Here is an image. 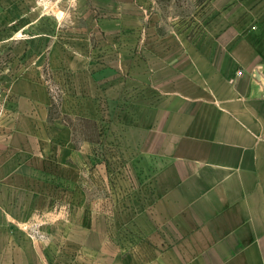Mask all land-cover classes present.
Wrapping results in <instances>:
<instances>
[{
	"label": "crops",
	"instance_id": "crops-1",
	"mask_svg": "<svg viewBox=\"0 0 264 264\" xmlns=\"http://www.w3.org/2000/svg\"><path fill=\"white\" fill-rule=\"evenodd\" d=\"M82 1L95 12L67 29L50 0H0V264L51 260L19 232L33 213L58 214L42 222L90 264H264L260 5L198 38L147 28L146 0L132 22L113 0ZM115 148L138 180L125 204L101 188ZM119 211L109 240L94 214Z\"/></svg>",
	"mask_w": 264,
	"mask_h": 264
},
{
	"label": "rangeland",
	"instance_id": "rangeland-1",
	"mask_svg": "<svg viewBox=\"0 0 264 264\" xmlns=\"http://www.w3.org/2000/svg\"><path fill=\"white\" fill-rule=\"evenodd\" d=\"M125 1L129 2V7L122 5V0H113L115 7L114 11L115 13H121L123 10L124 12L128 10L131 15L130 22H132L131 20L138 16V0ZM263 1L264 0H146V27L158 28L165 32L171 29L184 31L188 23L193 29L194 36L199 38L206 30L211 31L212 28L209 29V26H214V29L219 27L220 30H227L235 24H243L244 22L241 20L248 18V15L254 12L258 5H260V8L264 11V6L263 4L261 5ZM50 2L52 3L45 7V12H49L51 15L60 14L62 17L61 23L63 27L67 29L72 27L75 17L79 19L80 15L85 16L87 13H92L94 10L93 7H89L87 1L84 3L82 0H50ZM97 11L99 13L101 12L98 8ZM78 22L79 26L84 29L85 22L83 19H79ZM51 87L53 95L56 96L60 92V88L56 85H52ZM105 155V150L99 152V157H104ZM109 155H112V157L110 156L111 177L108 182L102 183L103 185L101 188L109 189V191L112 190L115 197L122 200L120 204H125L127 194L133 196L137 193L138 180H133L132 177L129 178L124 175L129 172L125 167L124 170L122 169L123 164H125L127 160L124 158L121 149L115 148L112 152H108V156ZM123 175L125 177H123ZM89 199V197H85L84 201L88 203ZM131 200L132 197H130V202ZM123 213L125 212H98L94 214L98 215V221L107 224L108 229L106 230V236L109 240H112V237L117 239L121 238L124 230L122 229ZM29 215V225L23 227L19 232L25 237L27 236L29 240L31 239L39 243L37 245L39 248V256L43 254H52L51 260L49 261L47 259L41 261L39 258V264H90L91 261L94 263V258L90 257V252L87 247L84 245L81 247L69 245L65 240L64 229L54 227V224L49 225L45 223L47 222L45 219L48 216L49 218H56L58 214L33 213ZM66 216L68 217L69 214H66ZM83 217L89 220L92 215L90 213H83ZM67 232L68 230L66 231V236ZM119 247L120 246L115 243L114 251ZM109 248L110 247L105 244L99 245L101 254H105ZM24 251H27V249L24 248Z\"/></svg>",
	"mask_w": 264,
	"mask_h": 264
},
{
	"label": "built area",
	"instance_id": "built-area-1",
	"mask_svg": "<svg viewBox=\"0 0 264 264\" xmlns=\"http://www.w3.org/2000/svg\"><path fill=\"white\" fill-rule=\"evenodd\" d=\"M242 74H243V71H239V72H238V75L241 76Z\"/></svg>",
	"mask_w": 264,
	"mask_h": 264
}]
</instances>
